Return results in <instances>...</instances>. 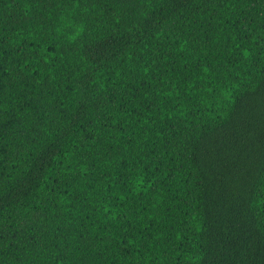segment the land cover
Instances as JSON below:
<instances>
[{"label": "trees", "instance_id": "obj_1", "mask_svg": "<svg viewBox=\"0 0 264 264\" xmlns=\"http://www.w3.org/2000/svg\"><path fill=\"white\" fill-rule=\"evenodd\" d=\"M0 264H264V0H0Z\"/></svg>", "mask_w": 264, "mask_h": 264}]
</instances>
